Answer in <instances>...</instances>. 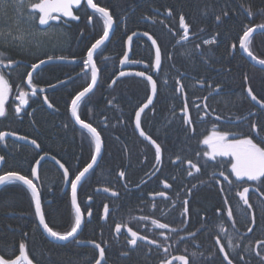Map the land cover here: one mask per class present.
Wrapping results in <instances>:
<instances>
[{"label": "trees", "instance_id": "16d2710c", "mask_svg": "<svg viewBox=\"0 0 264 264\" xmlns=\"http://www.w3.org/2000/svg\"><path fill=\"white\" fill-rule=\"evenodd\" d=\"M94 1L110 10L116 26L110 41L95 54L99 68L102 64L106 65L100 72L99 84L79 105L80 119L98 129L103 139L104 151L98 165L80 184L78 204L84 211L92 206L99 213L98 206L104 201L103 204L106 202L109 206L117 207L115 214L119 223H126L148 234V229L142 228V223L146 222L142 218L150 215L148 203L151 200L147 198L148 193L161 189L165 182L170 184L172 191L180 192L186 187L192 189L196 195L192 199L190 211L195 214L196 223L190 224L188 229H197L198 234L186 244L197 254L193 264H219L221 262L214 238L221 237V233L214 228V224L220 221L226 224V221L223 213L218 214V218L214 210L223 203V196L228 194L224 191L222 193L215 185L218 176L216 165L203 162L197 156L198 148L194 144L212 125H216L221 131L247 135L250 134L251 123H264V111L257 109L246 95V88L251 87L257 99L264 101V69L250 64L239 50V40L244 30L264 24V0ZM224 11L228 12V16L223 17V23L217 22L216 15ZM77 13H87L88 18L92 12L84 9ZM181 14L189 25L187 39H182L184 30L179 20ZM95 15L99 20V27L95 32L91 31L87 41L81 40V43H77V37L72 30L57 37L61 38L56 43L62 49L60 52L81 58L79 60L84 59L88 48L103 31L102 18ZM135 31L153 37L162 55L160 69L153 73L154 51L150 42L141 37L131 42L130 58L145 65L137 66V69L153 75L157 82V98L152 107L143 112L141 127L160 144L163 159L154 177L141 184L139 189H128L148 179L158 168L154 151L138 137L132 127L134 112L146 101L149 94V83L136 76H124L111 85L119 70V61L125 54L127 37ZM50 37L53 36L46 38ZM213 37L216 38V43H203ZM53 45L51 41H46L43 48L26 52L0 43V53H3L1 59L6 63L9 59L15 62L11 67L0 65L11 87L7 115L0 118V132L17 133L35 140L39 145L37 150L12 139L0 140V156L4 157L0 174L17 172L30 177L33 165L45 153L61 162L73 178L91 159L94 151L91 136L72 123L68 115L70 99L88 85L89 76L74 79L71 76L69 86L60 88L63 84L60 83L52 88L53 85L66 81L63 77L65 74L73 75L76 72L73 71V64L56 62L39 68L33 76V82L51 88L47 106L43 101L39 102L42 107L36 108L30 115L28 109L35 106L30 101L28 109H22L19 115L15 113L19 102L16 95L24 88V79L29 70L27 64H18L17 61L32 63L38 60L37 57L54 55ZM248 47L255 57L264 59V31L252 35ZM42 53L46 56L41 55ZM104 56H107L105 63L102 61ZM217 68L219 70L215 71ZM212 75L216 76L212 78ZM203 79H209L205 83L213 82L214 86L221 87V92L209 97L205 105L209 114L223 121L209 117L206 123H201L198 119L199 113L204 111L202 100L205 90L197 83L203 82ZM179 85L182 86V92L178 91ZM58 88L59 91H56ZM66 94L71 95L68 100L65 99ZM182 94L186 96L185 101ZM49 104L52 106L49 107ZM185 105L192 121L186 127L183 112ZM245 116L248 118L233 122ZM178 156L179 160L176 159ZM185 160L194 161L201 169L203 167V172L187 176L184 170L187 166ZM77 161L79 164H76ZM220 163L224 164L223 161ZM121 171L125 172V184H122L119 176ZM38 174L39 195L46 223L55 231H70L75 214L69 191L63 190V173L54 163L44 160L39 165ZM233 183L237 189L236 181ZM100 185L115 190L118 194L109 196L96 193L95 188ZM88 196H92L94 200L89 206ZM156 203V214L160 216L161 208L165 207L166 202L158 200ZM259 210H254V213H260V227L264 229V210ZM247 215L250 217V213ZM84 221L85 226L79 239L88 238L94 233L96 234L93 237L96 239H110L114 236L113 228L105 230V225L99 223V218L93 221L85 218ZM21 242L25 243L26 254L34 264L86 263L84 249L67 243H55L45 237L37 222L31 192L21 182L11 181L0 188V256L6 260L14 259ZM255 248L249 249L252 264H264V249ZM258 252L260 255H257ZM90 256H93V251L87 250V263ZM125 259L130 264H148L143 258H139V261L137 258H123Z\"/></svg>", "mask_w": 264, "mask_h": 264}, {"label": "flooded vegetation", "instance_id": "af4514ba", "mask_svg": "<svg viewBox=\"0 0 264 264\" xmlns=\"http://www.w3.org/2000/svg\"><path fill=\"white\" fill-rule=\"evenodd\" d=\"M93 2L95 3L94 0H93ZM84 9H87V10L92 12L89 14V16L92 17L91 23L88 22L87 13H77L78 10H84ZM109 12H110V10H109ZM73 13H74V15L79 17V20H72L71 18L64 17L60 21H51L47 27L42 29V31H44V33H47V34H51L53 37H59L61 35H64V33H66L67 31L72 30V32L75 33V37H77V43H81V40L87 41V38L90 37V35H91V31L95 32L96 29L99 27L98 26L99 20L95 14H98L102 18V23H103V17L99 13L92 11L87 6L86 0H81V4L79 6L73 7ZM110 14H111V12H110ZM113 21H114V28H113V32H114V29L116 26V22H115L114 18H113ZM87 25L89 27L88 30H87ZM35 26L37 27V24ZM37 28L41 29L39 26ZM113 32L111 34L110 39L112 38ZM102 35H103V31H102L100 36H102ZM47 36H50V35H47ZM141 38H144V37H141ZM110 39L108 41H110ZM144 39H146V38H144ZM104 45L102 47H104ZM53 46H54L53 49L55 50L54 55L46 56V55H43V53H42L41 55L46 56V57H42V58L37 57L38 60L35 62L29 63V62H26L23 60H18L17 62H20L18 64H23V63L27 64L29 66L28 72H30L32 65L36 64L37 62H39L43 59H47L49 57L68 59L69 62H62V63L73 64V71L76 70V72L73 75H70V73L65 74L63 77H65L66 81H61V82L53 85L52 88L59 86L60 83H63L60 88L69 86L71 84V81H72L71 76H74L73 77V79H74V78H79V77H83V76L87 77V75H88L89 76V83L91 82V67L90 66L85 67V65H84V61L87 59V51H86V54L84 56V59L79 60L81 58H77L76 56H70L66 52H60V50H62L59 48L60 46H58V45H56V46L53 45ZM102 47H100L99 49H101ZM56 49H58V50L56 51ZM28 51L30 52V50H28ZM96 53L97 52H95V54ZM95 54H94V61H95ZM102 61H103V63H105L107 61V56H104ZM120 61H121V59H120ZM120 61H119V65H118L119 70L117 72V75L122 71L144 72L140 69H137L138 68L137 66H140L138 64L126 65L125 67L121 68L120 67ZM129 61L138 62V61H135L131 58H129ZM154 61H155V53H154ZM161 61H162V55H161ZM95 65L97 66V69H98V82H97V85H98L99 80H100V72L106 67V65L102 64L101 67L99 68V66L96 64V61H95ZM143 66H145V65H143ZM153 66H154V63H153ZM41 67H39V68H41ZM159 69H160V67H159ZM159 69L157 71H159ZM218 70H219V68H217L215 71H218ZM157 71L154 69L153 73H157ZM218 73L219 72H217V74ZM34 74L32 75V84L30 85L31 86L30 88L26 85V78H27V74H26L25 79H24V88L22 89L23 91L28 93V97H27L28 103H30V101H33V104L35 105L34 108H29V109H28V104L25 107H21V110L22 109H28V114H30V115L35 111L36 108L40 109V107H42V105L39 102L43 101V103L46 105L45 97H48V95H50L49 92L51 91V88L49 86L39 85L36 82H33ZM148 75L151 76L154 81H156L154 79L153 75H150V74H148ZM215 76L216 75H212V78H214ZM125 77H135V75H127ZM113 79H112V81H113ZM119 79H117V80H119ZM117 80L115 81V83L117 82ZM206 80L208 81L209 79H203V82L197 83L199 85V87L202 88L203 91L205 90L204 91L205 95H204L203 100H202V105L204 106V111H201L199 113L198 119L201 123H206V121H207V119H209V117H211V119L214 118V120H216V121H223L220 118L217 119V116H213V115L209 114V112H207V110H206L207 107L205 106V104H206L207 99L209 97L216 95L219 92H221V90L217 91V86H214L213 82L205 83V82H207ZM112 81H111V85H114L115 83H112ZM85 87H87V85ZM33 88H35L36 95L32 94ZM60 88H58L56 91H59ZM83 88L80 89L78 92L82 91ZM180 89H181V85H179L178 91L182 92L183 90H180ZM77 93H75L72 96V98L70 99V104L68 106V115H69L70 119L72 120V123H74V124H76V123L74 122V120L71 117L70 105H71V100L75 97V95ZM18 95H19V93H18ZM18 95H17V97H18ZM88 95L84 98V100L87 99ZM70 96H71L70 94H66L65 99L68 100ZM148 96H149V94H148ZM148 96H147V98H148ZM156 98H157V93H156V96H155L153 103L148 108L152 107ZM182 98L185 101V98H186L185 94H182ZM205 98H207V99H205ZM18 101H19V99H18ZM19 104H20V101L18 102V105ZM138 108L136 109V111L138 110ZM78 110H79V107H78ZM136 111L134 112V117H135ZM183 112L185 114V127H186L187 126L186 120L189 119L190 115H191L189 112V109L187 108L186 105L184 106ZM142 114H141V117H142ZM134 117L132 120V127H133V130L135 131V133L137 134V132L134 128ZM85 123H87V122H85ZM81 129H83V128H81ZM212 129H213V125L209 126L207 129V132L202 134L199 138V141L197 143H195L194 145L198 148V153H200L199 157L202 159L203 162L207 161V162L214 163L216 165V173L218 176L216 178L215 185L222 193L224 191V192H227V194H228L227 196H225V195L223 196V203L216 210H214L217 217H218V214L223 213L224 214L223 219L226 221V224L223 223L222 221L215 222V224H214V228L219 229V231L221 233V237L216 236L214 238V243H215L217 252L219 254V260L221 262L219 264H227V261H225L223 259L224 253H221L219 251L220 245L216 243L217 238L220 239V244L224 245L225 251L227 252L229 258L233 261V264H252V257H251V252L249 251V249L251 247L252 248L258 247V248L264 249L260 246V243H259V242L264 241V229H262L260 227L262 217L260 216V213H258V212L254 213V210L260 209L259 210L260 212H263V210H264V197L261 196V193H264V190H263L264 188L261 187L260 191L258 192V191H255L256 185L254 182H246V181L236 180V178L230 174V172H231V160L230 159L219 157V158H216V160H214V161H210V160H208L207 157L203 156V152L207 150V146L201 144L200 141L203 139V137L205 135L209 134ZM217 129L220 130L218 127H217ZM83 130L87 134L88 131L85 129H83ZM97 131H98V129H97ZM89 135L91 136L90 133H89ZM146 135L150 136L147 133H146ZM138 137H140V136L138 135ZM101 139H102V136H101ZM141 139H143V138H141ZM151 139L155 140L153 137H151ZM143 141L148 143L150 145V148H152V150L154 151L153 153H155V146L153 144H151L150 142L144 140V139H143ZM156 143L159 144L157 141H156ZM89 144H90V142H89ZM102 146H103V148H102V155H103V151H104L103 139H102ZM31 147H33V146H31ZM33 148H35V147H33ZM35 149L38 150L39 147H36ZM44 154L45 153H43L41 155H44ZM45 155H48V154H45ZM102 155H101V157H102ZM162 159H163V152H162V147H161V162L159 164L156 162L158 164L157 170L153 174L148 176L149 178L144 180L142 183L135 184L134 186H131L128 189H139L140 186H142L141 184L145 183L147 180H150V178L154 177L156 175V173L159 171V168H160L161 163H162ZM46 160L50 161L48 159H46ZM90 161H91V159H90ZM155 161H156V159H155ZM220 161H223L224 164H221ZM50 162L54 163L52 161H50ZM176 162H177V160H176ZM185 162H186V160H185ZM192 162L194 163V161H192ZM2 163H3V161L1 162L0 169H1ZM76 164H79V161H77ZM186 164H187V166L184 167V170H186L187 173L189 170H191L194 174L196 172L195 169H190L187 162H186ZM55 165L59 168V166L57 164H55ZM60 171L63 173V171L61 169H60ZM201 171L203 172V167H202ZM220 172H224V174L229 177V180L232 181V183L230 184L228 182V180H225L224 177L220 175ZM3 174H5V173H2L0 175H3ZM187 176H188V174H187ZM74 177L72 178L70 176V173H69V181L71 179H74ZM86 177H87V175L85 176V178ZM28 178L31 179L32 175ZM124 178H125V175H124V177H121L122 184H125ZM138 181H139V179H138ZM233 181H236L237 189H235V185H234ZM8 182H11V181H8ZM8 182H6V183H8ZM167 184L170 185L169 183H167ZM36 185L38 187V190H40L39 174H38V181H37ZM64 185H65V178H64V183H63V190L69 191V194H70V190H71L70 182H69L68 186L66 187V189H64ZM163 186H164V183H163ZM201 186H202V182H201ZM102 187H104V186H101V185L97 186L95 188V192L101 193V194H107L109 196H116L118 194L117 191L109 189L108 187H105V188H108L110 190V193L97 190V188H102ZM160 187H161V184H160ZM244 187H249V192L246 195L249 198V203L252 205V209H248L247 206L244 205L240 196L238 195V193L243 191ZM79 188H80V184H79L78 189H77V200H78ZM224 188H226V189L223 190ZM189 190H191V191L189 192ZM161 192L165 193V195L164 196L158 195ZM113 193H116V195H113ZM139 194L143 195L142 192H139ZM195 195L196 194H193L192 189H188L187 187L185 188V190L177 192V191H172L171 186L168 188H165V186H164V187H161V189H159L157 191H153L152 193H148L147 198L151 200V202L149 201V203H148V206L150 209V215L146 216V218H147L146 222L142 223V228L143 229L147 228L148 234H146V233H144L138 229H135L126 223H122V224L119 223V219L117 218V216L115 214L117 207L109 206L106 204V202H105V204H103L104 201L101 203V205L98 206V207H100L99 213L98 212L96 213L95 210L92 208V206L85 208L86 209L85 211L82 210L81 207L79 206L81 209L82 215H83V223H82L81 229L78 232V234L76 235L75 239L72 238L69 241H67L66 243H67V245L77 247L78 249H84L85 250V253H86L85 254V260H86L85 264H95V260L99 258V250L96 249L93 244L88 243L89 241H95L96 243L100 244L101 247H104L106 264H130V262L127 261L126 259L123 260V258H126V257L130 260L137 258V261L140 260L139 258H141V259L143 258V260L147 261L148 264H156V262H158V264H163L164 261L171 260L174 257H178L181 255L186 256L189 259V264H193V261H195L196 256L193 257L192 253H194L195 251L192 249H189L186 242L188 240L194 239L195 236L198 234L197 229L193 230V228H191L190 231L188 229V226L190 224L196 223L195 214L192 211H190L192 199ZM89 197H91V199H89ZM226 199H227V203H225ZM158 200H164L166 202L165 207L161 208L160 216H158L156 214V211L158 209L156 201H158ZM185 200L188 201L187 213H184V207L185 206H184L183 202ZM93 202H94V200H93L92 196H88L87 197V206H89V204L93 203ZM104 205H107L108 209H109V213H108L107 217H105ZM229 208L232 211V218L231 219H229V217H228ZM34 209H35V206H34ZM89 211H91V213H92L91 216H88ZM247 213H250V217H248ZM252 213L255 214V224L254 225L251 222V214ZM85 218H87V221H91V219L93 221L94 219L99 218V223L101 225H105V230H109L110 228H113L114 236L110 239H96L93 237V235L96 234V233H94V234L89 235L88 238L79 239V235H80L81 231H83L84 226H85V221H84ZM153 220H156L159 223L168 224L169 228L160 229V228L156 227L155 225H153V223H152ZM116 224L121 225V234H117L115 232ZM233 224H234V226H233ZM221 226H223V228L226 229V231L222 232ZM248 227H252L253 231L248 232ZM128 228H131L133 231H136L141 236L147 237V240L138 241L137 245L135 247L128 245L127 239L131 238L130 233H128V231H127ZM173 228L177 229V231L173 232L170 230ZM161 233H163V235H161ZM189 233H195V236H191V235H189ZM229 238L232 239V243L234 245L233 248L228 247V239ZM149 240H154V241H156V243L155 244H149L148 243ZM77 241H79V242H77ZM66 243H62V244H66ZM82 243H85V244H82ZM165 249H167V251H165ZM245 249H247V251H245ZM87 250L93 251V256L89 257L88 263H87ZM157 250L159 251L158 254H157ZM122 253H127V255H122ZM18 255H19V252H18L17 256ZM241 257H243V260H241ZM105 261H102V264H105ZM172 264H181V262L178 260H175Z\"/></svg>", "mask_w": 264, "mask_h": 264}, {"label": "snow or ice", "instance_id": "6c2138e0", "mask_svg": "<svg viewBox=\"0 0 264 264\" xmlns=\"http://www.w3.org/2000/svg\"><path fill=\"white\" fill-rule=\"evenodd\" d=\"M24 0H19L20 6L23 5ZM81 4V0H37L35 3L29 4V16L33 21L36 22L37 27L38 26H48L50 21H60L64 17L71 18L72 20H79V17L74 15L73 13V6H79ZM87 6L94 9L96 13H99L103 17V35L100 36L99 39H96L94 43L91 44V47L87 50V59L84 61L85 67L90 66L91 67V83L87 85V87H84L82 91L78 92L75 97L71 100V114L73 117H75L77 123L81 125L82 128L87 129V131L91 134L92 142L94 144V151L91 155V162L87 164L86 167L83 168L82 171H80L78 174L75 175L74 179H71L69 182L71 184V191H72V206L75 209V221L73 226L71 227L70 231L66 232H58L53 230L49 226L48 223L45 221V214L41 207V200L39 193L37 191L36 185L33 183V180L28 178L27 176L21 175L17 172H7L3 175H0V184H4L8 181H22L24 185H27V187L31 190L32 197L35 203V215L38 217L39 224L43 226L44 230L50 235L51 237L61 240V241H67L70 238L75 239L78 230L82 226V213L79 205L77 204V186L82 180V178L85 176L86 173L89 172L90 169L93 168V166L97 162V158L100 156L101 150H102V139L100 133L97 131L95 127L92 126L90 123H85L82 119H80V116L78 114V107L82 100L86 97L88 93H90L93 89V86L97 82V75H98V69L93 62V55L96 52L97 49L101 47L105 43V41L109 38L110 29L113 26V16L110 14L109 10L105 7H100L97 3H94L93 0H87ZM250 16L252 15L251 11L248 13ZM169 15H171V10H169ZM228 12L224 11L220 15H216L215 19L217 22L223 23V17H227ZM180 25L184 30V36L182 39H187L188 37V30L189 25L185 23V18L181 14L180 15ZM88 22H92V17H88ZM260 29L264 31V24L256 25L255 27H248L244 30L243 36L239 40L240 47L247 52V54L253 59L256 60L257 58L253 55V53L249 50V43L250 38L252 37L253 33ZM29 33H25L24 31H17L16 33H13L11 30H9L7 33L0 32V38H3L4 42L7 43L9 40L13 42L16 46H22L23 42H25L27 36ZM145 35H148L145 33ZM149 39H152L149 37ZM129 42H131V37H128ZM204 44H214L216 43V38L213 37L210 40L203 41ZM152 44L156 45V41L153 39ZM199 47V46H197ZM233 48H235V45H233ZM3 53H0V56H2ZM49 60L52 59V57L48 58ZM126 62H132L128 60L127 53L124 54L123 59L121 60V64H124ZM15 62L12 60H8L7 63H5L4 59H0V65H4L5 67H11ZM45 61L41 60L39 61V64H33L32 65V71H35L41 64H44ZM258 63L260 65H264V59L258 60ZM161 65V52L159 47H156L155 51V67L159 69ZM32 71L27 73L28 77V84H32ZM121 76L125 75V73L121 72ZM137 76H145L144 72H138L136 73ZM147 80L151 83V90L153 95L157 93V83L152 79L151 76H147ZM245 80H247V77H245ZM115 83V81H113ZM179 84V81H177ZM182 90V86L181 89ZM220 90V86H217V91ZM11 91V87L9 84V80L5 77V75L0 74V118H5L6 108L5 103L8 94ZM248 96L251 97L253 101H256L258 104H260L261 108L264 109V101L258 100L257 96L253 94V89L251 87H248L246 89ZM33 95H36L35 88H33L32 91ZM28 93L20 90L18 99L20 101V104L16 106L15 113L19 115L21 112V106L28 104ZM207 99V98H205ZM153 96H149L147 98V102L143 104L139 108L138 111L135 113V126L137 129H140V135L145 137V139L150 140L151 143L155 146V159L156 162L159 164L161 162V147L159 144L156 143L155 140H152L150 136H146L145 132L141 129V114L145 111L146 108L150 104H152ZM45 103H47V97H45ZM52 105L49 104V107ZM206 106V105H205ZM251 115V114H250ZM248 117H244L242 119H247ZM219 119V117H217ZM187 125H191L192 121L191 119L186 120ZM194 131V129H192ZM264 123H260L258 125L257 122H253L250 125V134H243V133H235V132H229V131H220L217 129L216 125H213L212 131L205 135L203 139L200 141L201 144L207 146V150L203 152V156L207 157L208 160L214 161L217 157H231V172L230 174L233 175L236 180L238 181H246V182H254L256 187L255 191H260L261 187H264ZM9 135V133L0 132V140H4L6 136ZM11 135H15V133H11ZM20 139H27V137H19ZM32 144H36L35 140L31 141ZM39 147V145H36ZM197 156H200V153H197ZM43 159V158H41ZM55 159V157H53ZM177 160L180 159L178 156L176 158ZM4 157L0 156V161H3ZM37 165H39V161L36 162ZM59 164L60 162L57 161ZM190 169H195V171L198 173L201 171V168L197 165V163H193L191 160L187 161ZM207 163V161H206ZM61 168H64L63 164H60ZM188 176H192L193 172L191 170L188 171ZM31 175L33 177L37 176V168H32ZM121 177H124L125 173L121 171L119 173ZM220 175L224 177L225 180H228V182L231 184L232 181L229 180V177L224 174V172H220ZM63 176L65 179L69 177V171L68 169L64 168ZM165 188L170 187V185L167 184V182L164 183ZM195 187V185H193ZM105 191H109V189H105ZM191 190H189L190 192ZM249 192V187H244L243 191L238 193L241 200L243 201L244 205L247 206L248 209H252V205L249 203V198L246 195ZM113 195H116V193H113ZM158 195L164 196L165 193L161 192ZM261 196L264 197V193H261ZM91 199V197H89ZM184 213H187V204L188 201L185 200L184 202ZM225 203H227V199L225 200ZM104 213L105 217H107L109 213V209L107 205H104ZM91 211L88 212V216H91ZM228 217L229 219L232 218V211L229 208L228 210ZM142 219H147L142 218ZM251 222L254 225L255 224V214H251ZM153 225L160 229H167L169 228L168 224L159 223L156 220L152 221ZM234 226V224H233ZM171 231L175 232L177 229H170ZM128 233H130V239H127V244L130 246L135 247L137 245L138 241H144L147 240V237L139 235L136 231H133L131 228L127 229ZM221 231L224 232L226 229L221 226ZM253 228L248 227V232H252ZM115 232L117 234H121V225L116 224ZM163 235V233H161ZM191 236H195V233H189ZM79 242V241H77ZM88 243H91L94 245L96 249L99 250V258L95 260V264H102V261H105V249L104 247H101L100 244L96 243L95 241H89ZM149 244H155L156 241L149 240ZM216 243L220 245L219 251L221 253H224L223 259L227 261V264H233V261L229 258L227 252L225 251L224 245L220 244V239L217 238ZM260 246L264 248V241L259 242ZM228 247L233 248L234 245L232 243V239H228ZM167 251V249H165ZM247 251V249H245ZM122 255H127V253H122ZM197 254L194 252L192 253V256L195 257ZM257 255H260L258 252ZM173 259L178 260L181 262V264H189V259L186 256H178L174 257ZM264 259V257H262ZM241 260H243V257H241ZM27 262V264H33L32 260L27 256L26 254V245L25 243L21 242L19 245V255L15 257V259L6 260L2 256H0V264H24V262ZM106 264V261H105ZM163 264H172V261H164Z\"/></svg>", "mask_w": 264, "mask_h": 264}, {"label": "water", "instance_id": "95a60500", "mask_svg": "<svg viewBox=\"0 0 264 264\" xmlns=\"http://www.w3.org/2000/svg\"><path fill=\"white\" fill-rule=\"evenodd\" d=\"M86 3H87V0H86ZM73 7H76V6H73ZM90 8V7H89ZM92 11H95L94 9H92V8H90ZM51 22V21H50ZM41 29H43V28H45V27H47V26H39ZM113 28H114V22H113V26H112V28L110 29V33H109V38L105 41V43L110 39V37H111V34H112V32H113ZM182 28V27H181ZM183 29V28H182ZM258 32H262V30H260V29H257L254 33H253V35L254 34H256V33H258ZM128 37H131V42H132V40L133 39H135V38H138V37H144V38H146L149 42H150V44H151V46L153 47V50H154V53H155V51H156V47L158 46L157 45V42H156V45H153L152 44V40L154 39L153 37H151L149 34L148 35H145V33H142V32H139V31H136V32H133L132 34H130ZM128 37H127V40H126V45H125V53H127V55H128V60H129V58H130V53H131V46H132V43L131 42H129V40H128ZM149 37H151L152 39H149ZM100 38V37H99ZM98 38V39H99ZM155 40V39H154ZM104 43V44H105ZM103 44V45H104ZM103 45H101V47L103 46ZM239 49H240V51H241V54L253 65V66H255V67H258V68H261V69H264V65H260L259 63H258V58L256 59V60H253L248 54H247V52L246 51H244L241 47H240V45H239ZM98 50V49H97ZM96 50V51H97ZM95 54V53H94ZM124 57V56H123ZM123 57H122V59H123ZM121 59V60H122ZM44 61H45V63L44 64H41L39 67H41V66H43V65H45V64H48V63H56V62H69V60L68 59H64V58H52L51 60H49L48 58L47 59H43ZM93 62L95 63V61H94V55H93ZM18 63H20V62H18ZM36 64H39V62H37ZM134 64H138V65H141L142 63L141 62H126V63H124V64H121V61H120V67L121 68H123V67H125L126 65H134ZM143 65V64H142ZM39 67L35 70V71H32V67H31V70L30 71H32V75L39 69ZM97 67V66H96ZM154 69L157 71L158 69L155 67V61H154ZM123 73H125V75H123V76H121L120 75V73L113 79V81H116L117 79H119V78H121V77H124V76H127V75H135V76H137L136 75V73H138L137 71H133V72H128V71H122ZM147 76H149L148 74H146L145 73V76H143V77H141V76H137V77H139V78H141V79H144V80H146V81H148L147 80ZM153 79V78H152ZM113 81H112V83H113ZM97 82H98V75H97ZM97 82H96V84L93 86V89H92V91L95 89V87H96V85H97ZM149 82V81H148ZM91 83V82H90ZM149 84H150V92H149V96H153V100H152V103H153V101H154V99H155V96H156V94L155 95H153V93H152V90H151V83L149 82ZM26 85L30 88L31 86L28 84V77L26 78ZM91 91V92H92ZM90 92V93H91ZM90 93H88V94H90ZM246 93H247V91H246ZM87 94V95H88ZM86 95V96H87ZM248 95V94H247ZM148 96V97H149ZM249 98H250V100L252 101V103L255 105V106H257V107H259V108H261V106H260V104H258L256 101H253L252 99H251V97L250 96H248ZM147 102V100L143 103V104H145ZM143 104L141 105V106H143ZM151 105V104H150ZM149 105V106H150ZM26 105H23V106H21V107H25ZM140 106V107H141ZM148 106V107H149ZM139 107V108H140ZM139 108H138V110H139ZM147 109V108H146ZM145 109V110H146ZM262 109V108H261ZM137 110V111H138ZM264 110V109H263ZM70 114H71V105H70ZM71 117H72V119L74 120V122L78 125V126H80L81 127V125L79 124V123H77V121H76V119H75V117H73L72 116V114H71ZM82 128V127H81ZM134 128H135V130H136V132H137V134L141 137V138H143L144 140H146V141H148V142H150L151 143V141L150 140H147V139H145V137H143V136H141L140 135V129H137L136 128V126H135V117H134ZM84 129V128H83ZM85 130H87V129H85ZM5 133H9V135H7L6 136V138L5 139H12V140H14V141H17V142H19V143H22V144H25V145H29V146H33V147H37L36 146V144H32L31 143V141L32 140H30V139H20L19 137H24V136H21V135H19V134H17V133H15V135H11V133L12 132H7V131H5ZM147 136V135H146ZM152 144V143H151ZM102 148H103V146H102ZM101 155H102V150H101V153H100V156L97 158V162H96V164L93 166V168L98 164V162H99V160H100V158H101ZM41 158H43V159H41ZM46 159H48V160H50V161H52V162H54L55 164H57L58 166H59V168L64 172V168H61L60 167V164L61 163H57V160L56 159H53V157L52 156H50V155H41L38 159H37V161H39L40 163L42 162V161H44V160H46ZM36 161V162H37ZM1 162L2 161H0V165H1ZM35 162V164L33 165V168L35 167V168H37V176H35V177H33L32 176V180H33V183H34V181L35 182H37L38 181V168H39V165H40V163H39V165H37V163ZM91 162V161H90ZM89 162V163H90ZM87 166V165H86ZM85 166V167H86ZM92 168V169H93ZM92 169H90L89 170V172L92 170ZM83 170V169H82ZM81 170V171H82ZM88 172V173H89ZM88 173H86L85 174V176L88 174ZM84 176V177H85ZM83 177V178H84ZM83 178H82V180H83ZM81 180V181H82ZM81 181H80V183H81ZM18 182H21L22 184H23V182L22 181H18ZM6 183V182H5ZM4 183V184H5ZM79 183V184H80ZM35 184V183H34ZM68 184H69V177L67 178V179H65V185H64V189H66V187L68 186ZM79 184H78V186H79ZM2 185L3 184H0V188L2 187ZM26 187H27V185H25ZM78 186H77V189H78ZM28 188V187H27ZM36 188H37V186H36ZM29 189V188H28ZM30 190V189H29ZM98 191H102V192H107V193H109V191H105V189L104 188H98L97 189ZM31 191V190H30ZM37 191H38V193H39V190H38V188H37ZM32 194V193H31ZM40 196V195H39ZM71 197H72V191L70 190V201H71V205H72V200H71ZM77 204H78V201H77ZM34 206H35V203H34ZM72 208H73V206H72ZM73 210H74V212H75V209L73 208ZM82 213V212H81ZM37 218V222H38V225H39V228H40V230L42 231V233L45 235V237L48 239V240H50V241H52V242H55V243H66L67 241H69L70 239H72V238H70L69 240H67V241H61V240H57V239H55V238H53V237H51L50 235H48V233L44 230V228H43V226L42 225H40L39 224V220H38V217H36ZM82 223H83V215H82ZM81 229V228H80ZM80 229L78 230V232L80 231ZM78 234V233H77ZM82 244H85V243H82ZM224 255V254H223ZM15 259V258H14ZM168 261H172V263L175 261V259H171V260H168ZM24 264H27V262L25 261L24 262ZM34 264V263H33Z\"/></svg>", "mask_w": 264, "mask_h": 264}, {"label": "rangeland", "instance_id": "374dc122", "mask_svg": "<svg viewBox=\"0 0 264 264\" xmlns=\"http://www.w3.org/2000/svg\"><path fill=\"white\" fill-rule=\"evenodd\" d=\"M35 1L36 0H24L23 5L20 6L19 0H0V32L7 33L9 30H11L13 33H16L17 31L29 33L22 46H16L13 44V42H11V40L5 43L3 38H0L1 44L10 46L12 48L17 47L19 50L27 52L28 50L34 51L43 48V46L46 44V41H51L54 45H57L56 43L60 42L61 38H46L49 37L47 35L51 34L44 33L42 29H39L35 26V21H33L29 16V4ZM0 74H3L1 69ZM9 94L5 103L6 109ZM223 158H228L231 160V157Z\"/></svg>", "mask_w": 264, "mask_h": 264}, {"label": "bare ground", "instance_id": "6f19581e", "mask_svg": "<svg viewBox=\"0 0 264 264\" xmlns=\"http://www.w3.org/2000/svg\"><path fill=\"white\" fill-rule=\"evenodd\" d=\"M240 50V49H239ZM241 52V51H240ZM257 58V57H256ZM259 59V58H258ZM260 60V59H259ZM251 64V63H250ZM248 88V87H247ZM246 88V89H247ZM150 92V91H149ZM246 95H247V93H246ZM247 97H248V95H247ZM249 98V97H248ZM249 100H250V98H249ZM251 101V100H250ZM251 103H252V101H251ZM253 104V103H252ZM254 105V104H253ZM255 106V105H254ZM257 109H260V110H263V109H261V108H259V107H257V106H255ZM264 111V110H263ZM248 116V115H247ZM141 129H142V127H141ZM143 130V129H142ZM146 134V133H145ZM102 188H104V189H108V188H105V187H102ZM98 189V188H97ZM109 193H110V190H109Z\"/></svg>", "mask_w": 264, "mask_h": 264}]
</instances>
